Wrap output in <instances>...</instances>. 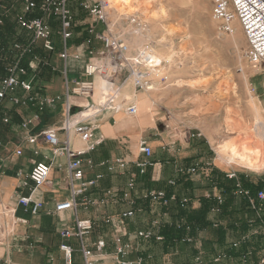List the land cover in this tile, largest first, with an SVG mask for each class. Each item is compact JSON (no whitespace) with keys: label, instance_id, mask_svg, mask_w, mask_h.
Here are the masks:
<instances>
[{"label":"crops","instance_id":"1","mask_svg":"<svg viewBox=\"0 0 264 264\" xmlns=\"http://www.w3.org/2000/svg\"><path fill=\"white\" fill-rule=\"evenodd\" d=\"M156 21L153 20L149 24L146 37L141 35L133 38L134 44L131 49L140 48L148 42H158L163 37L168 40L165 34L157 38L154 36L157 32ZM88 26L81 31H76L80 30L79 28L71 30L72 37L67 46L66 63L60 58L62 50L55 51L54 47L53 52L45 53L44 64L48 72L42 71V78L33 94L22 92L23 99L30 95H35L36 100L57 96L62 98L65 95V78L69 82L93 81L96 86L99 79L86 75L83 69L89 62L98 60L96 51H100L102 45L86 33ZM95 28L101 31L103 27L96 24ZM167 33V35L170 34V32ZM57 35L59 36V31ZM88 38L91 40L89 45L86 44ZM130 53L133 52L130 50ZM75 57H78V60H75ZM60 63H63L64 69L58 67ZM256 65L264 64H255L247 70L246 80L247 77L259 74ZM169 74L173 77V80H170V86L167 84L168 86L161 90L162 85L154 77L151 80L156 90L136 92L131 83L127 82L129 80L127 71L119 72L114 77V83L120 87L115 110H105L90 121L92 138L88 143L82 142L77 135L71 133L69 142L73 150L83 149L87 144L96 145L93 151L84 156L82 164L83 181H95V184L78 198L76 213L54 212L57 203L66 201L71 196L64 155L54 153L53 149L41 140L34 144L26 141L27 137L36 136L41 131L59 130L64 119V104L58 102L54 106H46L40 113L38 121L33 123L27 131L22 130L20 124L37 112L36 101L28 102L26 107H19L24 108L23 116L17 122L23 132L20 144L12 143L10 137H7L15 132L14 125L0 124L2 143L0 146V264H66V259L60 251L61 245H68L73 249L70 264H85L76 239L60 236L62 231L74 229L75 217L92 221V230L85 241L92 252L89 258L90 264H212V261L214 264L250 263L252 255L247 257L245 262L242 261L241 256L229 260L222 257L215 262L214 260L222 255L220 253L222 250L216 246L217 242H215L216 229L218 226L224 227L223 241L226 245L238 242L243 236H248L249 239L255 236L254 240L257 242L256 226L252 225L247 232L239 233L235 231L236 229H228L227 224L237 226L240 219L253 222L254 215L259 216L260 209L255 211L250 207L248 211L247 208L242 207L236 192L231 198L226 194L222 195L219 189L210 186L209 178L211 169L217 170L224 177L231 172H234L236 176L251 174L232 171L237 168L235 166L217 165L218 154L214 150L225 140L216 142L217 128H211L214 130L210 132L203 131L206 125L203 128L201 126L202 129L198 127L182 131L168 129L166 122L169 119V111H174L178 117V113L187 103H192L190 110L194 113L202 112L207 105L204 98L192 95L184 101L179 98L180 94L176 95L173 90L167 89L173 86L182 87L183 85L179 82L184 81L179 77L184 74V71L172 70ZM259 83L264 93V78ZM63 85L62 95L57 91V87L60 90ZM246 87L248 91L249 83ZM256 90L254 87V93H257ZM253 97V95L249 96L251 103L246 106V110L252 115V125L255 109L261 111V106H264L263 98L260 101L257 100L262 97L261 94L257 93L256 99ZM102 98L101 96L96 100L93 93L90 99L71 97L69 101L77 106L89 102L97 103ZM146 99L151 102L150 107L145 104ZM131 104H135L137 108L135 116L125 113L126 107ZM140 111L151 114L149 124H142L140 116H137ZM1 113L0 110V115H4ZM5 115L10 120V116ZM202 118L205 119V117ZM226 126L231 129L228 133L229 137L238 142L239 137L233 132L235 126L229 123ZM3 131L5 133L1 134ZM57 134L59 139L65 138L63 132L58 131ZM141 141H145L151 148V157L145 158L139 153ZM17 150H21L20 156L15 154ZM214 153L216 158L213 157ZM116 160L123 161L126 166L121 168L116 165ZM143 162L148 165L144 173L140 174L135 163ZM36 163H45L50 167V172L47 182L33 190L28 176ZM200 165L205 167V171L201 173L202 177L197 179L194 173L196 166ZM260 174L255 176L262 177L264 170ZM131 180L134 182V187L129 190L128 184ZM196 181L200 184L196 185ZM170 182H173V185ZM153 191L167 192L168 195L177 196L178 200L185 198L190 202L192 209L199 208V197L212 196L223 200L227 198L226 203L229 204L227 211L230 216L224 219L217 211L210 212L207 215V221L212 226L195 231L193 242L178 243L168 247L163 242L152 240L154 237H159V232L165 225L174 224L178 227L181 221L174 204L163 207L158 203L161 205L158 211L153 206L156 203L145 199L146 195ZM21 196H31L32 199L41 202L40 212L36 215L26 213L18 205V198ZM194 201L196 204L193 206L191 202ZM128 211H132L131 217L119 219ZM17 219L24 220L25 223H19ZM140 232H150L153 236L149 240H144L137 237ZM116 236H121L122 243L127 245L124 254L118 255L116 252L114 244ZM98 241L105 244L101 251L95 249Z\"/></svg>","mask_w":264,"mask_h":264},{"label":"built area","instance_id":"2","mask_svg":"<svg viewBox=\"0 0 264 264\" xmlns=\"http://www.w3.org/2000/svg\"><path fill=\"white\" fill-rule=\"evenodd\" d=\"M22 3V10L16 17V22L19 28L26 32L27 40L25 43L14 42L13 49L17 52L18 58L12 66L6 71V76L0 80V107L3 101L7 100L16 107H25L28 102L36 101L37 112L29 119L20 124V128L27 131L40 118V113L47 106H54L58 102L64 104V119L59 130L47 129L41 131L36 136L26 138L27 143L34 144L41 140L45 145L50 146L54 153L63 154L66 160V171L68 174V187L70 199L59 202L54 207V212L73 211L76 213L78 208V198L82 196L89 187L95 184V181L84 182V172L82 164L84 156L94 150V144H87L83 149L73 150L69 142V136L74 133L82 142L88 143L92 138V126L90 121L105 110H115L117 99L119 96L120 87L114 83V77L121 71H127V78L131 81V85L136 92L148 91L152 85V77L158 78V83L162 86L168 82V76L164 72L165 64L156 60V51L152 44L143 45L133 53L127 43L123 41L121 36L112 33L111 27L108 24L109 17L108 2L105 0H42L38 5L33 0H19ZM79 7L87 12L92 18V23H100L103 30L97 31L93 24H90L86 33L90 37L98 40L102 48L96 51L98 60L89 62L84 66V73L88 76L97 77L104 83L102 100L97 103H86L84 105H72L69 101L71 97L81 99H90L95 90L93 81H73L69 82L65 78V95L61 97H51L45 99H37L35 95H30L26 99L13 96L12 92L16 89L33 94V77L27 76L26 70L20 64V58L26 53H30L31 49L38 45L45 52L51 53L54 51V43L51 39L52 32L49 24L45 20V16H57L59 19V36L63 43V50L60 58L64 63L68 59L67 42L71 39L72 15L67 4L69 2H77ZM211 2L212 19L218 23L219 34H232L235 31V23H238L248 45L246 52V60L250 64H264V0H209ZM38 11V16L32 19H27L26 16L33 11ZM88 38L86 44H90ZM78 60V57H75ZM39 61L35 59L32 69L37 67ZM63 99V101H62ZM125 113L129 116H135L137 108L135 104H131L125 109ZM264 115V112H263ZM75 118V119H74ZM9 118L4 114L0 115V124L8 125ZM61 131L65 134L63 140L59 139L57 132ZM0 141V146H1ZM138 151L145 158L152 155L151 148L145 141H141ZM17 156L21 155V150L15 151ZM116 165L124 168L126 164L121 160L115 161ZM148 163H135V167L140 174L144 173ZM1 167V165H0ZM194 171V170H193ZM50 167L45 163H36L29 172L28 179L33 185V190L42 187L48 180ZM227 179L235 180L237 178L234 172L226 175ZM173 185V182H170ZM134 182L131 180L128 184V189L132 190ZM236 194L247 196V192L240 189L239 183L236 184ZM146 200L152 203H160L162 206H167L174 203L177 199L174 195H168L162 191L149 192ZM249 199L250 207L258 211L253 199ZM219 205L223 199L216 198ZM256 200L259 203H264V192L257 193ZM180 205L186 206L188 200L183 198L179 200ZM18 205L23 208L26 213L36 215L40 212L42 203L32 199L31 196L19 197ZM132 216V211L123 213L119 219H124ZM19 223H25L24 220L17 219ZM92 230V221L89 219H79L75 217L74 229L72 231L65 230L60 233L62 238H74L78 243V249L82 255L85 264H90L89 258L92 255L91 250L86 244V238ZM264 237V225L262 227ZM150 232H140L138 238L149 240L152 238ZM156 241H161V237H154ZM249 240L248 236H243L238 242L232 244L233 248L239 246ZM187 242H193V239L188 238ZM116 252L118 255L124 254L127 245L122 243V237L114 238ZM105 247L104 242L98 241L95 244V249L101 251ZM60 251L66 259V264H70V259L73 249L68 245H61ZM250 253L244 254L241 259L246 261ZM225 256L220 255L214 261L218 262ZM259 264H264V243L263 251Z\"/></svg>","mask_w":264,"mask_h":264},{"label":"rangeland","instance_id":"3","mask_svg":"<svg viewBox=\"0 0 264 264\" xmlns=\"http://www.w3.org/2000/svg\"><path fill=\"white\" fill-rule=\"evenodd\" d=\"M36 1L39 5L42 0ZM105 1L108 2V24L112 33L121 36L123 41L130 47L131 52L139 49H131L134 44L133 38L141 35L146 37L149 24L153 20H157V32L154 36L157 38L165 34L168 40L163 37L158 42L152 41L143 45L152 44L156 51V60L160 62H164L163 59L167 55L175 54L172 66L169 67L164 62V72L168 76L169 81L166 85L161 86V90L170 85V80H173L169 72L180 70L184 71V74L179 76L184 80L179 82L183 86L178 88L173 86L167 89L173 90L176 95L180 94L179 98L184 101L192 95L206 99L207 105L202 112H192L190 110L192 103H187L178 113V117H176L174 111H169V119L166 125L170 131L174 129L182 131L191 127L202 129L206 125V128L203 129L205 132L214 130L211 128H217L216 142H220L226 136V124L229 123L235 126L233 132L237 137L246 136L250 138L257 133L264 137V106H261V111H259L260 117L257 116L255 109L253 125L252 115L246 110V106L251 103L249 101L250 95H253V98L256 99L257 93L261 94L262 97L257 98V100L260 101L262 98L264 100V93L259 83L264 78V65H256L259 69V74L247 77L246 80V71L255 65L250 64L246 60V52L248 50L246 39L243 33L240 32L238 42L241 44L238 50L223 42L225 39L222 40V35L224 34H219V25L212 19L211 2L209 0H158L154 2L149 0H127V4H120L119 1L112 0ZM18 4L15 5V9L19 8ZM67 6L73 19L72 30L79 28L80 30L76 31H81L90 24L96 26V23H92V18L87 12L79 7L78 1L69 2ZM45 20L52 29L51 39L54 43L55 51L63 50L62 40L57 35L59 31L58 17L47 15ZM167 32H170V34L167 35ZM69 44L70 41L67 42V46ZM58 67L64 69L63 63L58 64ZM247 81L250 91H246ZM254 87H256L257 93H254ZM57 91L63 95L64 85L60 90L57 87ZM22 92L20 89H16L12 92V95L22 98ZM0 110L1 114L10 116L11 126L14 125L15 127L13 135H8L7 137H10L12 143L20 144L22 142L21 133L23 132H21L17 122L23 116L24 108L16 107L5 100L1 104ZM202 117H205V119ZM3 133L5 132L3 131L1 134ZM214 149L215 147L213 146ZM214 151L216 153V150ZM215 153L214 158H216ZM204 169L205 167L201 165L196 166L194 176L200 179L202 177L201 173L205 171ZM232 171L261 175V172L241 168H236ZM198 181H196V185L200 184ZM176 199H178L177 196ZM191 204L194 206L196 201L191 202ZM153 206L160 211V204L156 203ZM257 232L258 230H256Z\"/></svg>","mask_w":264,"mask_h":264},{"label":"trees","instance_id":"4","mask_svg":"<svg viewBox=\"0 0 264 264\" xmlns=\"http://www.w3.org/2000/svg\"><path fill=\"white\" fill-rule=\"evenodd\" d=\"M38 4L36 0H33ZM19 3V4H18ZM16 4L19 5L18 9ZM22 3L19 0H0V80L6 76V70L12 66L17 56V52L13 49L14 42L25 43L27 40L26 32L19 28L16 22V17L20 14L22 10ZM19 11V12H18ZM38 16V11L35 10L26 16L27 19H32ZM45 51L38 45H35L30 53L22 55L20 58L21 66L26 70L27 76L33 77V93L34 89L38 88L39 81L42 78V71L46 73L47 66L45 63ZM38 60L39 63L35 70L33 71L32 65L34 61ZM216 177V178H215ZM231 181V182H230ZM228 182V183H226ZM209 183L211 187H216L220 190V193L227 195L231 198L236 190V184L239 183L240 189L247 192V196L238 195L242 207L247 208L250 211L249 199H253L257 208L260 209L259 216L254 215L253 222L248 220L240 219L237 226L234 224H227L228 229H236L239 233H245L253 225L258 229L256 239L251 237L246 242L242 243L239 248H233L232 244L226 245L224 240L225 229L222 226H218L216 229V246L222 250L220 252L225 256L226 260L242 257L244 254L250 253V263L248 264H259L263 251L264 237L262 233V227L264 225V203H259L256 200L257 193L260 191L264 192V175L258 178L255 175H238L235 180L227 179L226 176L221 175L217 170L211 169ZM227 199V198H226ZM226 199L223 200L222 204L217 203L216 198L209 196L199 197V208L192 209L189 204L186 206H181L179 200L177 199L174 203L176 209L178 210V216L180 219V224L178 227L174 224L165 225L159 232V237L162 238L164 245L168 247H173L178 243H186L187 239H192L194 237L195 231H199L203 228H208L212 226L211 223L207 221V215L210 212L217 211L222 218L230 216L227 211L229 206L226 203ZM247 213V211H245ZM157 242L155 238L152 240ZM225 247V248H224ZM213 247L212 249H214ZM215 251V249H214ZM213 251V252H214ZM212 264L213 261H212Z\"/></svg>","mask_w":264,"mask_h":264},{"label":"bare ground","instance_id":"5","mask_svg":"<svg viewBox=\"0 0 264 264\" xmlns=\"http://www.w3.org/2000/svg\"><path fill=\"white\" fill-rule=\"evenodd\" d=\"M112 1H119L120 4H127V0H112ZM149 1H158V0H149ZM241 29L238 23H235V31L232 34H224L222 35L223 42L234 48L235 50L239 49V45L241 44L238 42V35L240 34ZM163 40V39H162ZM236 52V51H235ZM175 54L167 55L163 61L170 67L172 66V62L174 59ZM127 82H130L128 80ZM126 82V83H127ZM177 84V83H176ZM171 85V84H170ZM169 85V86H170ZM156 90L151 85V88L148 92H152ZM104 89V83L101 80L96 82L94 97L95 99H99L102 95ZM197 100V99H196ZM145 104L150 106V102L145 100ZM257 116L260 117V112L256 109ZM137 116H140L142 124H148L151 122V114L150 113H143L140 111ZM231 129L229 126H226V136L225 140L218 144L216 151H217V165L219 166H235L237 168L246 169L254 172H261L264 170V137L260 134H255L254 137H246L241 136L239 137L238 142L234 140V138L229 137L228 133H230ZM7 225V224H6Z\"/></svg>","mask_w":264,"mask_h":264}]
</instances>
